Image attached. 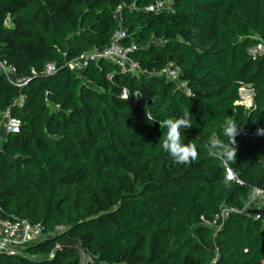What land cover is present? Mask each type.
<instances>
[{
    "label": "trees",
    "instance_id": "obj_1",
    "mask_svg": "<svg viewBox=\"0 0 264 264\" xmlns=\"http://www.w3.org/2000/svg\"><path fill=\"white\" fill-rule=\"evenodd\" d=\"M155 1L0 0V58L28 79L0 74V114L20 123L0 138V221L66 226L0 264H78L73 250H53L63 240L86 250V264H264V225L243 211L252 187L264 188V54L247 52L264 43V0H165L146 11ZM118 26L144 72L103 59L78 73L63 66L107 46ZM169 64L177 80L157 74ZM244 84L250 110L235 104ZM185 115L181 139L197 156L176 164L161 149L163 122ZM225 117L242 129L227 161L208 150L226 140Z\"/></svg>",
    "mask_w": 264,
    "mask_h": 264
},
{
    "label": "built area",
    "instance_id": "obj_2",
    "mask_svg": "<svg viewBox=\"0 0 264 264\" xmlns=\"http://www.w3.org/2000/svg\"><path fill=\"white\" fill-rule=\"evenodd\" d=\"M169 2V1H168ZM167 2V4H168ZM165 0H156L154 3L145 7L146 11H157L159 9H166ZM120 7L115 10V15L119 13ZM118 17V21L120 17ZM128 36L127 31L118 26L112 31L109 43L107 46L99 49L92 47L89 50L79 53L77 56L66 59L63 66L74 72L83 71L90 63H97L99 60H105L111 63L120 71L130 73L144 72L139 63L129 56V52L135 47L134 45H124V40ZM247 52L251 56L264 54V43L258 41L255 45L249 47ZM56 66L53 62L45 64L43 72L46 74L53 73ZM179 69L173 67L171 64L166 65L157 71L158 75L166 79L177 80ZM34 73V72H33ZM0 74L3 75L7 81L22 86L27 83L28 79L16 74L15 67L5 60L0 58ZM108 78L109 74L106 75ZM123 91L122 96H125ZM21 102V101H20ZM236 105L242 106L244 109L250 110L254 108V90L250 84H244L238 88V98L235 101ZM0 126L5 133H15L19 130V121L9 114L8 109L2 111L0 114ZM0 127V128H1ZM245 141H253L255 136L252 132H246ZM225 178L229 181L241 183V180L233 172L230 166H224ZM252 199L243 211L250 215L253 220H258L264 225V188L252 187ZM231 210L238 211V208L226 209L223 208L221 216L227 215ZM66 226L55 224L50 230H45L42 223H31L26 219L1 220L0 221V256L18 255L26 247L41 238L48 239L65 232Z\"/></svg>",
    "mask_w": 264,
    "mask_h": 264
},
{
    "label": "clouds",
    "instance_id": "obj_3",
    "mask_svg": "<svg viewBox=\"0 0 264 264\" xmlns=\"http://www.w3.org/2000/svg\"><path fill=\"white\" fill-rule=\"evenodd\" d=\"M139 97V96H137ZM166 133L164 134L161 142V149L167 153L171 160L176 164H186L190 159H195L197 156L196 149L191 144H185L181 139V131L192 126V119L185 115L181 118H167L164 120ZM221 132L225 141L220 140L218 137H213L209 143V152L213 156L220 153L224 154L225 160L233 159L235 155V137L242 131L241 126H238L236 121L225 117ZM257 134L264 133V129L258 128ZM251 202L249 199L245 207Z\"/></svg>",
    "mask_w": 264,
    "mask_h": 264
},
{
    "label": "rangeland",
    "instance_id": "obj_4",
    "mask_svg": "<svg viewBox=\"0 0 264 264\" xmlns=\"http://www.w3.org/2000/svg\"><path fill=\"white\" fill-rule=\"evenodd\" d=\"M21 100H22L21 97H19L17 99L18 102H20ZM5 135H6L5 131L1 127L0 128V138H3ZM44 240H45L44 238H41L40 240H37L36 242H41ZM65 241H67V242H65L64 244H60V241L56 242L53 250L63 249V248L73 250L77 255L78 264H86L88 259H89V256H88L86 250L82 246H80L77 242L70 241V240H65ZM36 242H34L32 244H35ZM50 254H51V252L49 253V255ZM52 256H53V253H52ZM35 258H38V257L35 256Z\"/></svg>",
    "mask_w": 264,
    "mask_h": 264
},
{
    "label": "water",
    "instance_id": "obj_5",
    "mask_svg": "<svg viewBox=\"0 0 264 264\" xmlns=\"http://www.w3.org/2000/svg\"><path fill=\"white\" fill-rule=\"evenodd\" d=\"M65 242H67V241H65V240H63V241H60V244H64Z\"/></svg>",
    "mask_w": 264,
    "mask_h": 264
},
{
    "label": "crops",
    "instance_id": "obj_6",
    "mask_svg": "<svg viewBox=\"0 0 264 264\" xmlns=\"http://www.w3.org/2000/svg\"><path fill=\"white\" fill-rule=\"evenodd\" d=\"M254 140H256V138H255V139H253V141H254Z\"/></svg>",
    "mask_w": 264,
    "mask_h": 264
}]
</instances>
